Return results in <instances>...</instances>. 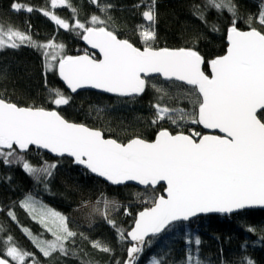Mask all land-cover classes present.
<instances>
[{"label": "snow or ice", "instance_id": "obj_1", "mask_svg": "<svg viewBox=\"0 0 264 264\" xmlns=\"http://www.w3.org/2000/svg\"><path fill=\"white\" fill-rule=\"evenodd\" d=\"M65 2L51 0V6ZM90 2L97 3V0ZM155 3L156 0H151L142 13L147 22V26H139L143 48L134 46L128 39L118 38L115 29L109 30L108 20L100 16H91V26L79 19L70 25L52 12L44 11V15L50 16L64 29H82L83 39L102 54L103 58L99 60L88 54L57 56V51L62 53L63 44L57 45L53 41L42 44L33 40L30 34L0 23V48H18L27 44L42 49L46 69L51 70L58 63L59 76L73 92L84 85H91L122 96L140 94L146 86L142 74L148 73H159L167 79L186 82L196 90L198 111L187 113L157 103L154 105L156 119L153 123L165 118L173 124L178 120L191 119L195 124L218 129L224 134H173L162 129L153 141L134 137L127 143H121L117 139L105 138L101 130L69 122L56 110L35 105L19 106L0 97V158L5 164L22 162L30 175L38 179L50 177L56 164L33 167L20 154L30 145H37L61 156L68 154L75 163L113 184L138 181L142 185L155 186L160 181L166 182V196H158L150 207L140 211L134 227L127 232L132 241L140 244L149 233H159L171 222L187 220L197 213H231L245 207L264 206V116L260 115L264 112V30L252 26V17L248 21L249 30H240L233 0H206L203 7L194 4L193 15L205 22L206 8H214L218 12L227 10L233 15L232 24L227 29V50L209 62V76L201 70L204 58L194 47L153 46L157 18ZM11 7L16 11L22 8L33 11L32 7L20 3H13ZM110 7L106 5L100 10L106 12ZM258 23L264 28V6ZM69 101L70 97L59 89H50V102L54 105H67ZM21 206L33 214V219H37V202L30 195L21 201ZM120 207L117 201L102 197L92 207L90 215L99 213L116 228L123 240V230L117 228L110 218V213ZM125 214L129 213L125 210ZM8 215L15 220L14 212L9 211ZM38 215V222L52 234L53 239L44 240L31 236L27 229L24 231L45 257L57 251L67 255L66 242H74L77 236L69 229L67 217L43 205L39 207ZM6 243V256L12 261L24 264L25 258L31 256L16 246L11 236L7 237ZM195 243L200 244L199 238ZM92 246L111 252L110 247L98 241ZM141 250L136 244L129 247V259L124 264H133L137 259L135 254ZM0 264H9V260L0 258ZM150 264H161V261L153 258ZM188 264H203V261L189 253ZM247 264L254 262L248 260Z\"/></svg>", "mask_w": 264, "mask_h": 264}, {"label": "trees", "instance_id": "obj_2", "mask_svg": "<svg viewBox=\"0 0 264 264\" xmlns=\"http://www.w3.org/2000/svg\"><path fill=\"white\" fill-rule=\"evenodd\" d=\"M205 2L156 0V37L153 46L194 47L204 58V71L208 73V62L225 52V34L232 24L233 15L227 10L218 12L214 8H206V22L202 21L193 15V5L203 7ZM13 3L32 7L33 11L28 12L26 8L15 11L11 7ZM150 3L151 0H97V3L66 0L65 5L51 8L49 0H0V23L30 34L39 43L53 41L57 45L63 44V55L74 56L87 51L81 43L83 30L58 28L42 11L50 9L70 25L79 19L91 26V16L97 15L108 20L109 30L115 29L119 38L128 39L136 47L143 48L139 26L147 25L142 13ZM233 3L237 10L238 28L249 29L248 21L252 17V26L264 30L258 23L264 0H233ZM106 5L111 7L101 12L100 9ZM56 67L57 63L51 70L46 69L42 49L27 44L18 48H0V97L19 106L56 109L65 119L98 128L105 137L121 143L134 137L151 141L162 129L177 132L163 121L153 123L156 119L154 105L157 103L187 113L198 111L194 87L159 77L147 79L145 90L138 96L110 97L89 91L71 95L61 84ZM50 89H59L70 97L69 103L61 106L51 103ZM260 115L264 116V112ZM182 132L204 134L205 130L201 124L194 123ZM20 154L33 167H42L45 163L57 166L50 177L38 179L24 170L22 162L5 164L0 158V258H4L7 237L11 236L16 246L31 254L24 264H33V261L36 264H123L131 244L127 232L135 214L151 205L148 201L138 203V194L148 191L155 199L163 186L155 189L111 186L91 176L69 158H53L32 148ZM26 195L61 206L65 212V207L80 206L99 195L113 198L121 203V207L110 218L117 228L123 230L125 238L121 240L116 228L105 219H98L93 225L86 226L68 217L69 229L77 233L74 242H66L68 254L57 251L45 257L24 230L44 240L53 237L21 206L20 201ZM125 210L129 214H125ZM9 211L15 213V220L8 215ZM197 238L199 245L195 243ZM96 241L110 247L111 252L93 247L92 243ZM189 253L194 258L198 257L203 264H247L248 260L254 264H264V210H245L225 217L200 216L188 222L172 224L161 235L147 239L134 264H147L153 258L160 260L161 264H188Z\"/></svg>", "mask_w": 264, "mask_h": 264}, {"label": "water", "instance_id": "obj_3", "mask_svg": "<svg viewBox=\"0 0 264 264\" xmlns=\"http://www.w3.org/2000/svg\"><path fill=\"white\" fill-rule=\"evenodd\" d=\"M145 21V20H144ZM145 23L147 24V22L145 21ZM230 27V26H229ZM228 27V28H229ZM227 28V29H228ZM240 29V28H239ZM240 30H242V29H240ZM247 30H249V29H245V30H242V31H247ZM119 38V37H118ZM120 39H122V38H120ZM225 42H226V49H225V52H226V50H227V47H228V40H227V30H226V34H225ZM81 43H82V45L86 48V52L85 53H80V54H77V55H74V56H83V55H85V54H88L89 56H94L95 58H96V56H97V58L96 59H102L103 57H102V54L100 53V51H99V49H96V48H93L92 47V45L91 44H89L87 41H85L84 39H83V36H82V38H81ZM135 46V45H134ZM225 52H224V54H225ZM94 54V55H93ZM224 54H222V55H224ZM221 56V55H220ZM214 59V58H213ZM211 61V60H210ZM209 61V62H210ZM209 62H208V67H207V71H208V73H205V71H204V63L201 65V70L202 71H204V73L206 74V75H211V68H210V64H209ZM56 71H57V75H58V78H59V80H60V82H61V84L63 85V87L65 88V90L66 91H68V93H70L71 95H75V94H77V93H79V92H84V91H89V92H95V93H99V94H102V95H106V96H110V97H123V98H127V97H132V96H138V95H140V94H134V95H131V96H122V95H119V94H117V93H110V92H107V91H105V90H103V89H97V88H94V87H92L91 85H84L83 87H81V88H78L75 92H73L68 86H67V84L62 80V78L59 76V72H58V63H57V67H56ZM142 76H143V78L145 79V80H147V79H149V78H152V77H159V78H161L162 80H165V81H174V82H177V83H181V84H183V85H186V86H191V85H187L186 84V82H182V81H179V80H177V79H175V78H172V79H167V78H165L162 74H159V73H148V74H142ZM191 87H193V86H191ZM47 110H56V109H47ZM57 111V110H56ZM61 115V114H60ZM62 116V115H61ZM67 120V119H66ZM69 121V120H68ZM69 122H72V121H69ZM72 123H77V124H83V123H78V122H72ZM85 125V124H84ZM87 126V125H86ZM201 126L204 128V130H205V133L204 134H202V135H224L222 132H220L218 129H208V128H205L202 124H201ZM87 127H89V126H87ZM90 128H92V127H90ZM94 129H98V128H94ZM98 130H100V129H98ZM160 131V130H159ZM158 131V132H159ZM158 132L155 134V136H154V138L151 140V141H153V140H155V138H156V135L158 134ZM176 133H178V132H176ZM176 133H173V134H176ZM184 134H187V133H184ZM105 137V136H104ZM105 138H110V137H105ZM128 142V141H127ZM127 142H125V143H127ZM30 148H32V149H35V150H38V151H42V152H44V153H46V154H48L49 156H51V157H53V158H62V157H66V158H69V159H71L73 162H74V158L73 157H70L68 154H64V155H58V154H56V153H53V152H51L49 149H44V148H42V147H39V146H37V145H30L29 146V148L28 149H30ZM27 149V150H28ZM26 151V150H25ZM75 163V162H74ZM78 167H80V168H83V169H85L91 176H93L94 178H97V179H99V180H101V181H103L104 183H106V184H108V185H111V186H125V185H130V186H134V187H137V188H139V189H146V188H151V189H155V188H157L158 186H163V190H162V192L158 195V196H160V195H165L166 196V192H165V188L167 187V184H166V182L165 181H160L158 184H156L155 186H152V185H142V184H140L138 181H126V182H124V183H122V184H113L112 182H110V181H108L105 177H101V176H99L98 174H96V173H92L89 169H87L85 166H83V165H79V164H77V163H75ZM157 196V197H158ZM156 197V198H157ZM151 206V205H150ZM149 206V207H150ZM143 210V209H142ZM141 210V211H142ZM245 210H264V206H260V205H256V206H251V207H245V208H243V209H239V210H234L233 212H231V213H219V212H209V213H197L195 216H192V217H189V219H187V220H183V219H181V220H177V221H173V222H171L169 225H167L166 227H165V229H163L161 232H159V233H156V234H152V233H149L147 236H145L144 237V242H143V244H140L139 242H134V241H132L131 240V238L130 237H128L127 236V238H128V240L130 241V246L129 247H132L134 244H136L137 246H139V247H141V249L144 247V245H145V243H146V241H147V239L148 238H150V237H157V236H159V235H161L163 232H165L172 224H175V223H179V222H188V221H190V220H192V219H194V218H197V217H200V216H219V217H225V216H229V215H232V214H236V213H238V212H241V211H245ZM140 212V211H139ZM139 212H137L136 214H135V219L137 218V215H138V213ZM135 219H134V222H133V224H132V226H131V228L129 229V231H131V229L134 227V224H135ZM128 231V232H129ZM128 247V248H129ZM128 248H127V250H128ZM140 253V252H139ZM139 253H136L135 255H136V257L139 255ZM129 259V257H128V252L126 251V257H125V259H124V261H123V264H124V262L125 261H127ZM136 261V260H135ZM135 261L133 262V264L135 263Z\"/></svg>", "mask_w": 264, "mask_h": 264}, {"label": "rangeland", "instance_id": "obj_4", "mask_svg": "<svg viewBox=\"0 0 264 264\" xmlns=\"http://www.w3.org/2000/svg\"><path fill=\"white\" fill-rule=\"evenodd\" d=\"M90 1V0H89ZM66 2L64 4H60L58 3L55 7H61L63 5H65ZM49 6L51 8H53V6H51V0H49ZM49 7V8H50ZM26 10V9H25ZM16 11V10H15ZM45 11H50L52 12L50 9L49 10H45ZM43 14H44V11H42ZM53 13V12H52ZM54 14V13H53ZM55 15V14H54ZM46 16V15H45ZM57 16V15H56ZM49 19H51L50 16H47ZM62 19V18H61ZM52 20V19H51ZM53 21V20H52ZM55 23V21H53ZM90 24V23H89ZM55 25L58 27V28H62L60 27L59 25H57L55 23ZM147 26V25H146ZM64 29V28H63ZM143 44V43H142ZM57 56H59L60 54H63L61 53L60 51H57ZM55 63V62H54ZM155 114H156V109H155ZM174 118L176 116V114L174 113L173 114ZM158 121H163L165 122V124L171 128L172 130H175L177 132H182L185 127H187L188 125L190 124H194L191 119H185V120H178L176 124H173L169 119L165 118V119H162V120H158ZM29 195H26L24 196L21 201H23L25 199V197H27ZM36 202H37V213H35L37 215V219H35L37 222L39 221V215H38V211H39V207L41 205L45 206L46 208L48 209H51L55 212H59L61 213L62 215H64L65 217H69L71 219H74L78 222H80L81 224L83 225H86V226H91L93 225L98 219H104L99 213H95V214H92L90 215L91 211H92V207L94 205H96V202L98 200H100L102 197H104L103 195H99L98 197H96L95 199H92V200H89L88 202H86L85 204H82L80 206H71V207H65L66 208V211L61 207V206H57L53 203H49L47 201H44L36 196H33V195H30ZM107 198V197H106ZM109 200H115L113 198H108ZM152 200H154V196L151 192H148V191H144V192H140L138 194V197H137V202H146L148 201L149 203L152 202ZM20 201V203H21ZM116 201V200H115ZM120 205L121 203L118 202ZM100 207L102 208L103 206L100 205ZM119 211V210H118ZM118 211H114V212H111L110 213V217L113 216L114 214H116ZM31 217L33 218V214H30ZM43 228L44 226L39 223ZM51 226V225H49ZM45 229V228H44ZM50 233V232H49ZM51 234V233H50ZM52 235V234H51ZM31 238V237H30ZM53 239V238H52ZM32 240V239H31ZM4 258H7L9 260V264H19L18 261H12L10 257H7L6 256V249L4 251ZM27 258V257H26ZM25 258V259H26ZM153 259H151L147 264H150V262L152 261ZM27 264H32V263H27Z\"/></svg>", "mask_w": 264, "mask_h": 264}, {"label": "flooded vegetation", "instance_id": "obj_5", "mask_svg": "<svg viewBox=\"0 0 264 264\" xmlns=\"http://www.w3.org/2000/svg\"><path fill=\"white\" fill-rule=\"evenodd\" d=\"M145 22V21H144ZM94 55V54H93ZM96 58H97V56H96Z\"/></svg>", "mask_w": 264, "mask_h": 264}]
</instances>
